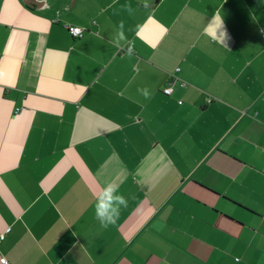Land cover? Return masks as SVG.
<instances>
[{
  "label": "crops",
  "instance_id": "1",
  "mask_svg": "<svg viewBox=\"0 0 264 264\" xmlns=\"http://www.w3.org/2000/svg\"><path fill=\"white\" fill-rule=\"evenodd\" d=\"M1 234L7 264H264V0H0Z\"/></svg>",
  "mask_w": 264,
  "mask_h": 264
},
{
  "label": "clouds",
  "instance_id": "2",
  "mask_svg": "<svg viewBox=\"0 0 264 264\" xmlns=\"http://www.w3.org/2000/svg\"><path fill=\"white\" fill-rule=\"evenodd\" d=\"M210 27L214 29L212 35L210 36L216 40H225L226 32L221 30L219 35H217V31L222 28V22H213ZM129 54L132 52V48H129ZM142 93L147 98L149 93L147 90H142ZM119 185L115 182H110L106 187L99 193L96 203L94 205L95 208V216L96 219L100 221L102 225H110L115 224L120 215V207H126L127 201L122 195H114L115 192L118 191ZM115 202V203H114Z\"/></svg>",
  "mask_w": 264,
  "mask_h": 264
},
{
  "label": "built area",
  "instance_id": "3",
  "mask_svg": "<svg viewBox=\"0 0 264 264\" xmlns=\"http://www.w3.org/2000/svg\"><path fill=\"white\" fill-rule=\"evenodd\" d=\"M67 30L69 32V34L72 36V37H81L82 34H83V31L81 28L77 27V26H68L67 27ZM173 91V88H172V80H170L167 85L165 86V88L163 89V92L165 94H171ZM5 235L4 234H1L0 235V242L4 239ZM0 263L2 264H7V260L3 257V258H0Z\"/></svg>",
  "mask_w": 264,
  "mask_h": 264
},
{
  "label": "rangeland",
  "instance_id": "4",
  "mask_svg": "<svg viewBox=\"0 0 264 264\" xmlns=\"http://www.w3.org/2000/svg\"><path fill=\"white\" fill-rule=\"evenodd\" d=\"M233 206H235V205H233Z\"/></svg>",
  "mask_w": 264,
  "mask_h": 264
}]
</instances>
